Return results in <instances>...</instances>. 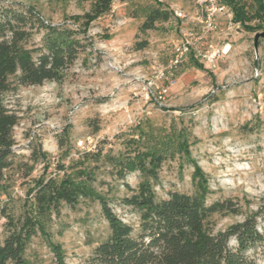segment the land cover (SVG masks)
<instances>
[{"label":"rangeland","instance_id":"obj_1","mask_svg":"<svg viewBox=\"0 0 264 264\" xmlns=\"http://www.w3.org/2000/svg\"><path fill=\"white\" fill-rule=\"evenodd\" d=\"M4 1L33 6L54 24L90 8L86 0ZM246 3L252 15L254 0ZM156 4L161 3L114 0L113 16L100 19L90 29L94 52L77 62L63 84L47 82L6 97L9 108L20 117L14 130L15 151L29 162L30 146L41 145L50 163L47 172L54 173L58 161L63 159L68 165L82 151L100 147L104 153L118 154L124 151L121 141L125 138L167 154L183 145L190 158L182 173L178 161L168 162L160 174L161 187L155 190L161 197L170 190L193 192L192 164L196 165L209 178L213 199H232L240 205L238 215L214 217L216 231H223L258 211L264 199V38L257 41L264 23L262 30L250 32L219 16L216 29L206 33L194 0H166L161 4L164 10H180L184 18L172 16L155 30L139 32ZM249 25L259 23L252 20ZM104 33L110 40L98 37ZM186 41L191 43V56L177 52ZM143 42L147 47L137 50L136 44ZM205 55H215L214 63ZM97 128L99 132L93 134ZM64 135L66 144L61 150L59 139ZM80 141L82 148L77 145ZM65 153L70 154L66 159ZM43 172L40 162L32 177ZM67 174L77 177L75 172ZM140 181L134 173L125 183L136 188ZM100 182L111 189L114 212L136 226V215L118 206L127 194L123 182L100 174L92 188L104 193L107 186L101 188ZM25 195L26 188H15V212L21 206L17 199L24 200ZM6 201L2 198L0 205ZM3 223L0 219V231ZM260 230L264 231V221ZM49 231L52 242L63 247L67 264H84L109 234L95 201H85L75 209L64 207ZM49 244L34 240L28 250L32 264H50ZM258 256L259 264H264V246Z\"/></svg>","mask_w":264,"mask_h":264},{"label":"trees","instance_id":"obj_2","mask_svg":"<svg viewBox=\"0 0 264 264\" xmlns=\"http://www.w3.org/2000/svg\"><path fill=\"white\" fill-rule=\"evenodd\" d=\"M89 10L73 15L60 24L48 22L33 6L0 0V264H32L28 250L34 240L50 242V264H67L63 247L52 242L50 227L62 215V209H75L85 201L98 202L108 225L106 240L99 242L84 264H259L258 251L264 246V199L258 211L244 221L223 231H216L215 216L238 215L240 205L232 199H213L209 178L192 164L193 192L167 191L164 197L156 192L161 187L160 174L165 164L179 162V172L190 158L184 146L175 147L171 154L149 146L141 147L135 139L121 141L124 151L78 153V159L65 165L62 159L48 173L50 163L41 145H31L29 162L15 151V128L20 117L9 108L6 97L23 88L43 86L47 82L63 84L78 61L94 52L92 25L113 16L114 0H86ZM124 3L130 0H121ZM247 1L224 0L233 14V22L245 30L263 29L264 0H254V13L247 11ZM172 17L163 5L156 4L147 12L139 32L155 30L158 23ZM259 25L253 27L249 22ZM103 41L110 35H98ZM137 43V50L147 47ZM192 53L189 55L191 56ZM83 58V59H82ZM197 62V61H194ZM204 68V66L202 65ZM99 132L97 128L93 134ZM67 135L59 139L61 150ZM65 153L63 158H68ZM42 162L44 172L32 177L35 165ZM68 171L76 178L68 177ZM63 176L59 177V174ZM138 173L141 181L136 188L125 183ZM106 174L122 181L127 194L118 206L136 215V226L125 223L111 207V189L100 182L106 193L92 188L98 176ZM26 188L25 199L14 211L15 188ZM61 234V233H60Z\"/></svg>","mask_w":264,"mask_h":264},{"label":"built area","instance_id":"obj_3","mask_svg":"<svg viewBox=\"0 0 264 264\" xmlns=\"http://www.w3.org/2000/svg\"><path fill=\"white\" fill-rule=\"evenodd\" d=\"M166 0H158L159 3H164ZM248 1V0H241ZM196 5L200 8L202 14V24L206 33L212 32L216 29V20L219 16H226L229 21H233V14L230 8L224 3V0H194ZM172 16L176 19H183L184 13L180 10H174ZM191 43L186 41L182 44V47L177 49V52L181 56L191 54ZM210 63H214L215 55H205ZM166 92V90H164ZM79 147H83V142L80 141L77 144Z\"/></svg>","mask_w":264,"mask_h":264},{"label":"water","instance_id":"obj_4","mask_svg":"<svg viewBox=\"0 0 264 264\" xmlns=\"http://www.w3.org/2000/svg\"><path fill=\"white\" fill-rule=\"evenodd\" d=\"M260 38H264V32L258 35V37H257V41H258Z\"/></svg>","mask_w":264,"mask_h":264}]
</instances>
